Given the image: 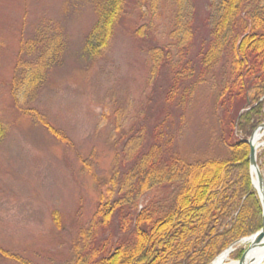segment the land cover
I'll return each instance as SVG.
<instances>
[{"label":"trees","instance_id":"obj_1","mask_svg":"<svg viewBox=\"0 0 264 264\" xmlns=\"http://www.w3.org/2000/svg\"><path fill=\"white\" fill-rule=\"evenodd\" d=\"M159 1L96 0L97 20L85 52L91 58L102 54L129 7L140 9L143 21L132 33L149 56L150 92L130 123L117 114L112 172L104 179L92 173L98 203L89 226L72 243L69 264H209L232 242L262 227L247 139L264 122V0H173L167 42L156 28ZM40 38L21 52L31 54ZM60 39L58 33L46 34L38 59L22 62L20 57L12 81L17 107L41 121L36 109L20 101L41 84L63 44ZM208 79L230 154L187 161L178 146L180 129ZM6 131L0 122V143ZM56 222L60 227L59 217ZM0 252L15 258L1 247Z\"/></svg>","mask_w":264,"mask_h":264},{"label":"rangeland","instance_id":"obj_2","mask_svg":"<svg viewBox=\"0 0 264 264\" xmlns=\"http://www.w3.org/2000/svg\"><path fill=\"white\" fill-rule=\"evenodd\" d=\"M174 10L173 0L159 1L156 28L162 42L168 41ZM139 11L129 7L109 46L91 58L84 47L97 20L96 0H0V122L7 130L0 143V247L15 257L0 252V264H69L72 243L89 226L98 203L96 180L112 172L117 114L130 123L150 92L149 56L132 33L143 21ZM57 33L63 44L55 61L20 101L36 109L41 121L17 107L12 81L18 59H38L43 37ZM39 35L31 54L21 52ZM215 100L208 79L180 129L178 146L187 161L230 154L221 140L222 113L215 111ZM258 164L264 177V157ZM246 247L238 246L230 259L240 260Z\"/></svg>","mask_w":264,"mask_h":264},{"label":"water","instance_id":"obj_3","mask_svg":"<svg viewBox=\"0 0 264 264\" xmlns=\"http://www.w3.org/2000/svg\"><path fill=\"white\" fill-rule=\"evenodd\" d=\"M261 129H264V124L261 125L253 134L252 136L247 140L249 147H250V167H251V174L252 175H256V179L258 180L259 186H257L255 184V179L253 178V184L254 187L257 189L258 194L260 196L261 202H262V206H263V226L262 228L255 233L254 235L248 236V237H244L242 239L236 240L234 241L224 252H232L235 248V246L238 243H244L245 240H249L254 238V241L249 245H253V244H257L260 243L263 239H264V178L263 175L260 171V168L258 166V161H257V153H258V148L259 146L263 145L264 143H260L259 145H256L254 142V138L256 133H258ZM264 132H262L261 134H263ZM255 169V171H254ZM223 252V253H224ZM247 252V249L245 250V252L243 253L240 261L243 260L245 254Z\"/></svg>","mask_w":264,"mask_h":264},{"label":"bare ground","instance_id":"obj_4","mask_svg":"<svg viewBox=\"0 0 264 264\" xmlns=\"http://www.w3.org/2000/svg\"><path fill=\"white\" fill-rule=\"evenodd\" d=\"M262 139V134L260 132L256 133L254 142L259 145ZM255 171V169H254ZM255 184L259 186L256 177ZM254 241V238L245 240L244 244L250 245ZM231 252H224L219 255L211 264H264V239L257 244L248 246L247 252L242 261L230 259Z\"/></svg>","mask_w":264,"mask_h":264}]
</instances>
